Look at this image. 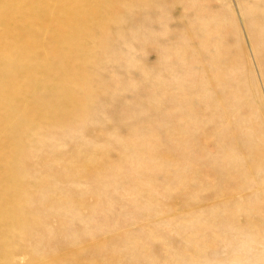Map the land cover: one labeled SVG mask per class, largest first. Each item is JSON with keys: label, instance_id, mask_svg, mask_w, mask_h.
<instances>
[{"label": "rangeland", "instance_id": "rangeland-1", "mask_svg": "<svg viewBox=\"0 0 264 264\" xmlns=\"http://www.w3.org/2000/svg\"><path fill=\"white\" fill-rule=\"evenodd\" d=\"M0 264H264V0H0Z\"/></svg>", "mask_w": 264, "mask_h": 264}, {"label": "bare ground", "instance_id": "bare-ground-1", "mask_svg": "<svg viewBox=\"0 0 264 264\" xmlns=\"http://www.w3.org/2000/svg\"><path fill=\"white\" fill-rule=\"evenodd\" d=\"M102 1V0H101ZM14 2V1H13ZM56 2V1H55ZM262 3V2H261ZM60 7H61V5H59ZM59 7V8H60ZM59 10V9H58ZM61 11V10H60ZM69 13V15L70 16H75V14H73V13H70V12H68ZM77 16H79V15H77ZM74 18V17H73ZM73 18H69V19H71L72 21H73ZM55 19V18H54ZM58 21V20H57ZM5 22H7L8 23V21H5ZM54 22V21H53ZM52 22V23H53ZM56 22V21H55ZM48 24V23H47ZM28 25V24H27ZM57 25V24H56ZM69 25H71V23L69 24ZM11 26V25H10ZM254 26V25H253ZM256 27V26H255ZM19 32V31H18ZM28 35V34H27ZM36 35V34H35ZM30 38V37H29ZM31 40V39H30ZM29 43H30V41H29ZM32 43V42H31ZM21 44V43H20ZM23 44V43H22ZM27 45H29V44H27ZM32 45V44H31ZM31 45H29V46H31ZM73 46V45H72ZM32 47V46H31ZM197 50H198V48H197ZM199 51V50H198ZM62 59V58H61ZM73 64V63H72ZM64 65H65V71H66V73H63V76L61 75V77H59L58 79H59V85L60 86H62L61 85V83L62 84H66V82L67 81H69V77H70V75L71 76H73V77H75L77 74L73 71V69H72V66H71V63L68 61V60H66L65 62H64ZM6 67V66H5ZM70 67H71V69H70ZM63 68V67H62ZM62 71V70H61ZM68 71V72H67ZM68 73V74H67ZM3 85V84H2ZM50 91H51V89H50Z\"/></svg>", "mask_w": 264, "mask_h": 264}]
</instances>
